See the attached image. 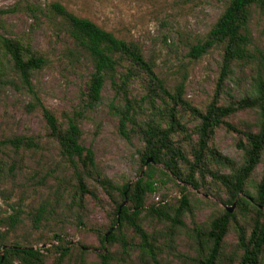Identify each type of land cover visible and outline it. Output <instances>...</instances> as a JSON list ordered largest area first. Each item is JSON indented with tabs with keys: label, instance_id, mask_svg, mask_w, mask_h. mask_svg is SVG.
<instances>
[{
	"label": "rangeland",
	"instance_id": "374dc122",
	"mask_svg": "<svg viewBox=\"0 0 264 264\" xmlns=\"http://www.w3.org/2000/svg\"><path fill=\"white\" fill-rule=\"evenodd\" d=\"M229 0H0V37L18 40L46 63L33 72L31 83L43 105L64 130L72 119L81 131L80 144L93 151L95 171L83 174L90 194L80 193L74 169L62 156L59 146L48 135L38 110H31L30 95L23 89L9 59L0 48V140L17 136L33 138V150L0 152V255L8 248L38 251L41 263L31 264H155L141 249V241L130 226H123L117 240L101 243L112 226L115 202L99 187L98 177L114 186L130 187L148 172L141 158L145 144L143 131L149 125L167 128L165 105L148 96L146 81H130L126 93L132 111L126 124V137L119 127L123 110L122 95L107 79L101 99L88 106V84L93 73L89 57L75 47L62 21L49 10L58 3L74 15L93 21L119 39L136 43L165 87L173 92L183 87V99L204 113L212 101L219 79L222 46L215 45L198 59L189 57L190 48L205 41L209 31ZM252 56L233 62L228 77L220 87L217 104L227 106L252 97L258 70L257 55L264 53V10L253 8L249 24ZM127 64L118 67L125 73ZM118 76H116L117 80ZM119 82V81H118ZM170 106L169 100L165 102ZM177 120L183 131L169 137L185 161L174 158L181 178H186L197 147L199 119L177 108ZM239 131L258 132L260 119L256 110L238 111L224 119ZM239 144L246 139L224 126L215 129L203 154L204 167L214 174L228 176L243 164ZM217 157L214 159L212 156ZM219 156V158H218ZM167 160L168 156H162ZM227 158L232 165L222 162ZM156 190L145 199V210L137 223L147 234L156 264H200L211 249L207 238L212 220L232 208L215 264H239L242 249L239 231L247 238L256 212L252 199L263 172L262 160L244 184L241 209L222 184L208 173L197 171V188L173 177L162 163L154 164ZM185 188L184 191H182ZM185 195L188 206L176 217L179 200ZM127 201L126 207L130 208ZM40 211V221L34 222ZM166 214L168 219L163 217ZM18 216L15 224L13 216ZM122 235L123 245L119 240ZM68 250L65 256L61 253ZM13 264H22L15 259ZM259 264H264V248Z\"/></svg>",
	"mask_w": 264,
	"mask_h": 264
},
{
	"label": "trees",
	"instance_id": "16d2710c",
	"mask_svg": "<svg viewBox=\"0 0 264 264\" xmlns=\"http://www.w3.org/2000/svg\"><path fill=\"white\" fill-rule=\"evenodd\" d=\"M255 7L264 10V0H229L205 41L190 48L188 55L193 59L200 58L215 45H221L223 51L217 89L212 101L205 112L202 113L183 99L182 85L177 86L173 92L166 89L162 79L155 73L153 64L145 59L141 48L136 43L117 38L113 33L102 29L93 21L74 15L58 3L50 5L49 11L62 21L75 47L84 52L91 61L93 73L89 80L86 95L89 107H94L100 101L102 88L108 79L111 85L122 95L123 110L118 113L120 115L119 127L122 135L126 137L125 127L131 121L130 113L132 111L126 89L131 80L140 76L143 77L146 81L148 96L160 99L165 105L167 128L163 129L156 124L149 125L143 131L145 149L141 161L142 164L148 166V172L146 171L142 177L138 178L131 187L123 185L119 188L107 179L100 177L96 179L99 187L111 200L114 201L113 193H116L121 200L119 203L115 202L116 207L113 214L112 226L118 225L116 233L108 231L101 238L102 244L116 241L122 227L130 226L140 238L141 249L146 254L148 253L151 260L156 264V255L148 242L147 234L137 223L140 214L145 210L146 196L156 190V182L153 180L152 174L154 164L162 163L173 177L178 178L183 183L192 185L194 188H197L193 179L195 173L197 171L208 173L218 180L230 194V205L235 202L241 209L245 204L250 205V203L245 202L238 195L243 192L244 184L262 160V177L256 187V196L252 199L256 217L249 236L246 238L241 231H239L238 236V243L242 249L239 264H259L260 255L264 248V53L259 52L256 58L258 70L253 96L243 98L227 106L217 104L220 95L219 89L228 77L232 63L242 62L252 57L249 53L251 44L249 24L252 10ZM0 48L11 62L12 69L19 77L23 89L32 99L29 108L40 112L49 137L56 141L62 156L72 165L80 193L82 195L84 193L90 194L84 187L82 176L83 174L89 176L90 172L95 171L93 151L80 144L81 131L72 119H68L64 130L58 126L55 116L43 105L31 83L33 72L44 67L45 59L31 52L28 46L18 40L0 37ZM122 63L127 64V67L125 73L119 76L117 70L118 67H122ZM116 76H118L117 80L115 79ZM166 100H169L170 106L165 103ZM178 107L188 111L200 121L197 129V147L193 148L194 161L188 164L189 172L184 179L180 177L174 158L182 161H185V159L169 139L175 131H183V127L177 120ZM247 109L256 110L258 113L260 119L258 132L239 131L224 121L225 118L236 112ZM221 126L239 133L246 139L245 145L239 144V148L243 151V164L228 176L214 174L203 165V154L207 150L208 140L213 135L214 130ZM37 147L38 144L33 138L23 136L0 140V152L5 148L18 151L19 149L33 150ZM163 155L168 156L167 160L162 158ZM212 157L216 161L218 160L216 156L213 155ZM222 162L232 165V162L227 158H222ZM182 189L184 191L185 188ZM125 200L130 203V208L122 207ZM187 206V199L182 194L179 200V209L175 216L178 217ZM163 217L168 219L166 214H163ZM40 218L39 211L35 215L34 222L38 223ZM232 218H234V215L225 211L222 217L212 220L207 232L211 249L200 264H215L222 240L227 231L229 219ZM17 221V215L11 218L12 224L17 223ZM119 240L123 245H126L122 235H120ZM67 253L68 250L64 249L61 255L65 256ZM15 259H19L22 264L41 263V254L32 249L8 248L0 255V264H13Z\"/></svg>",
	"mask_w": 264,
	"mask_h": 264
},
{
	"label": "water",
	"instance_id": "95a60500",
	"mask_svg": "<svg viewBox=\"0 0 264 264\" xmlns=\"http://www.w3.org/2000/svg\"><path fill=\"white\" fill-rule=\"evenodd\" d=\"M126 203H127V201L125 200V201L123 202V204H122V207L126 206ZM227 211H228L229 213H231V212H232V208H229Z\"/></svg>",
	"mask_w": 264,
	"mask_h": 264
}]
</instances>
